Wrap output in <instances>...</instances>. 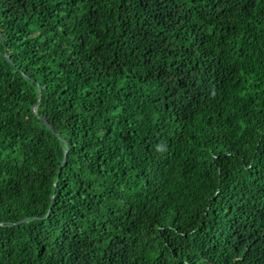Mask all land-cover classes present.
Listing matches in <instances>:
<instances>
[{"label": "trees", "instance_id": "trees-1", "mask_svg": "<svg viewBox=\"0 0 264 264\" xmlns=\"http://www.w3.org/2000/svg\"><path fill=\"white\" fill-rule=\"evenodd\" d=\"M0 264H264V0H0Z\"/></svg>", "mask_w": 264, "mask_h": 264}, {"label": "water", "instance_id": "water-1", "mask_svg": "<svg viewBox=\"0 0 264 264\" xmlns=\"http://www.w3.org/2000/svg\"><path fill=\"white\" fill-rule=\"evenodd\" d=\"M44 120H45V118H43ZM46 121V120H45ZM50 128L53 130V128L50 126ZM65 158H64V160H63V163H62V165L65 163Z\"/></svg>", "mask_w": 264, "mask_h": 264}]
</instances>
